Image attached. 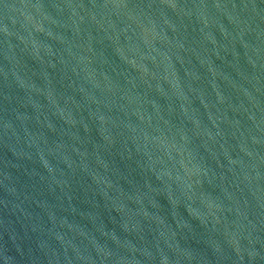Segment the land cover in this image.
I'll use <instances>...</instances> for the list:
<instances>
[{
    "label": "water",
    "instance_id": "obj_1",
    "mask_svg": "<svg viewBox=\"0 0 264 264\" xmlns=\"http://www.w3.org/2000/svg\"><path fill=\"white\" fill-rule=\"evenodd\" d=\"M0 264H264V0H0Z\"/></svg>",
    "mask_w": 264,
    "mask_h": 264
}]
</instances>
